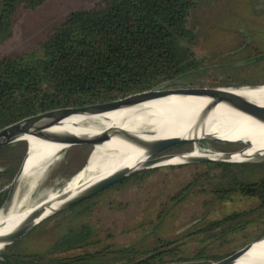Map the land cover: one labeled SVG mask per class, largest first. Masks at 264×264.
Instances as JSON below:
<instances>
[{
    "label": "trees",
    "instance_id": "1",
    "mask_svg": "<svg viewBox=\"0 0 264 264\" xmlns=\"http://www.w3.org/2000/svg\"><path fill=\"white\" fill-rule=\"evenodd\" d=\"M49 1L0 0V45L11 36L13 27L26 13ZM193 7V0H99L90 8L69 12L31 48L0 56V129L39 113L104 103L175 80L204 75L202 71L197 73L205 66L204 61L199 60L189 47L194 39L189 28ZM224 64L218 68L220 82L212 85H252L238 81L236 70ZM27 141L29 148L22 151L23 156H26L27 150L30 156L38 144L32 138ZM21 157V151L14 147L0 151V206L14 173V165ZM199 166L206 167L192 176L181 193L199 188L198 193L208 194L218 202L230 201L237 196L255 200L256 205L246 212H232L219 220L204 222L203 226L177 241L217 231L208 238L224 242L225 234L243 233L255 223L258 230L264 231V178L244 182L238 177L239 173H243L238 166L264 169V163ZM150 173L132 176L133 183L141 182ZM131 178L111 188H120ZM31 186L32 181L24 185L21 193ZM212 203L205 201L204 205ZM79 205L49 219L26 236L44 229L48 223H53L55 228L60 227L66 221L62 216ZM256 212L258 217H244ZM74 219L76 217H69L74 226L64 234L63 230L57 231L53 244L44 247L46 251L29 254L19 250L18 242L24 236L0 253L1 263L82 264L79 256L65 258L63 254L58 255L87 245L88 241L92 244L94 238L89 239L83 233L89 227L76 224ZM224 226L225 229H221ZM112 237L107 236L109 239ZM177 241L165 242L163 247ZM103 247L99 253H90L86 264H114L109 258L97 257L105 254L109 247L116 246L108 244ZM55 254L58 256L52 257ZM115 254V264H189L204 259L207 262L217 261L230 253L207 257L201 249L192 257H187L178 245L171 249L157 251L153 248L145 252H138L130 246L116 250ZM144 255H147L146 258H143Z\"/></svg>",
    "mask_w": 264,
    "mask_h": 264
},
{
    "label": "rangeland",
    "instance_id": "2",
    "mask_svg": "<svg viewBox=\"0 0 264 264\" xmlns=\"http://www.w3.org/2000/svg\"><path fill=\"white\" fill-rule=\"evenodd\" d=\"M97 1L99 0H50L42 7L26 13L13 27L11 36L0 45V56L10 53H21L31 48L46 35L53 24L61 21L69 12L90 8ZM259 1L193 0L194 7L191 10L189 28L193 31L194 39L190 42L189 47L199 60L202 59L204 61L205 66L197 72L199 74L202 71L204 75L200 76L197 74L198 77L176 80L175 85L178 87H209L215 82H220L219 65L232 61L236 62L234 69L236 70L235 75L238 81H245V83L252 85L264 84V60L259 61L255 65H250L253 66L252 69L247 70H245L243 65L237 63L242 53L244 56L247 54L249 56H258L261 54V57H264V14L254 13L253 7ZM250 23H252L250 27L255 30L248 32L253 33L251 36L254 41H251V44H247L242 38L249 36L246 31L248 29L244 28H250L248 27ZM233 51L236 54L230 55V52ZM212 86L222 87L223 85ZM262 146H264V143L257 144L253 150H259ZM178 147L190 148L193 151L197 149V144L191 141L189 146ZM94 148L95 145H92L89 151H95L97 155L99 150H96V148L94 150ZM182 148L180 149L182 150ZM71 149L78 151L64 152L53 162L56 151L38 168L34 174L35 177L31 180L32 185L45 176L35 187L28 201L20 208L34 205L48 194L55 193L82 167L84 159L82 150L85 147H74ZM198 149L204 152H220L227 151L230 148L214 143H203L198 146ZM20 151L23 156L22 150ZM21 158L14 165V173ZM51 162H53L52 165ZM254 163H264V157ZM86 164L87 161L84 167ZM203 167L206 166L189 165L148 171L151 172L150 175L145 176L138 183H133L135 181L130 177L131 180L126 185L120 188L110 187L111 189L108 188L98 193V195L96 194L95 197L93 196L94 198L85 205L83 214L78 215L74 222L82 225L87 219L90 220L96 231V234L93 235L94 247L111 244L115 245L116 249L131 246L138 252H145L153 248L161 251L162 249H171L174 247L173 245H176L174 243L163 247L165 242L177 241L190 231L203 226L204 222L219 220L232 212H246L256 205L255 200L238 198L237 196H234L226 204L218 202V200H214L208 194L198 193L199 188L181 193L191 181L192 176L204 170ZM238 167L243 171L242 174H238V177L244 182L256 181L261 177L264 178V169L247 166ZM1 168L2 165H0V171L2 170ZM7 187L8 185L5 188V192ZM205 201L213 203L207 206L204 205ZM118 205L123 207H118ZM205 211H208L209 216L201 217ZM258 214V212L246 214L244 217L255 218L259 216ZM68 220L66 219L57 228L54 227L53 223H48L44 229H39L33 235L26 236L20 242L17 241L19 243L17 247L20 248L19 250L29 254L39 253L42 250L46 251L44 247L53 244L57 231L61 230L62 232L63 230L62 234H64V231L67 232L74 226L73 222ZM41 225L43 223L32 231ZM225 227L221 229H225ZM215 233L217 234L218 232L213 231L202 236H194L188 238L190 239L189 241L181 242L179 245H181V251L184 256L192 257L201 249L204 250V254L207 257L231 254L259 238L264 234V231L258 230V226L255 223L243 233L225 234L224 242L208 238V236H212ZM109 234L113 235L110 239L107 238ZM196 240L200 242H196ZM58 255L63 257L66 252L58 253ZM58 255L55 254L52 257H57ZM207 261V259H204L188 263L210 264L214 262ZM42 264L49 263L43 262Z\"/></svg>",
    "mask_w": 264,
    "mask_h": 264
},
{
    "label": "bare ground",
    "instance_id": "3",
    "mask_svg": "<svg viewBox=\"0 0 264 264\" xmlns=\"http://www.w3.org/2000/svg\"><path fill=\"white\" fill-rule=\"evenodd\" d=\"M228 93L229 96L241 99L246 108L236 111L224 104H218L208 110L202 124L198 127L199 115L207 109L210 100L195 97H171L141 103L113 113L68 118L61 123L65 125L64 128L59 125L49 130L60 134L66 133L63 136L64 140L60 143L45 142L29 136L24 137L26 140L35 139L38 144L30 156L27 150L20 165L22 172L17 180L16 192L8 215L0 214V235L11 232L29 215L31 211L16 212L28 201L31 193L45 175L21 193L24 185L35 177L34 174L38 168L56 151L53 162L58 159L62 151L74 147H85L79 143L77 138L86 141L94 138L90 149L92 145H95L96 150L99 151L97 155L95 151H90L83 171L65 190L69 195L94 181L109 176L118 169L138 167L144 162L152 145L158 141L171 139V141H176L174 146H189L191 141L197 143L204 135L215 134L230 141L240 139L252 142L251 149L242 156H233V159L248 158L258 151H264V146L259 150H253L255 145L264 143V125L254 118L264 115V87L229 89ZM67 140H72V142H66ZM197 154V152L193 153V155ZM177 161L181 160L174 158L167 163H177ZM85 180L86 182L78 185ZM53 199L51 204L48 203L51 206L50 209L59 204L57 198ZM50 209H47L42 216ZM235 264H264V241L255 244Z\"/></svg>",
    "mask_w": 264,
    "mask_h": 264
},
{
    "label": "water",
    "instance_id": "4",
    "mask_svg": "<svg viewBox=\"0 0 264 264\" xmlns=\"http://www.w3.org/2000/svg\"><path fill=\"white\" fill-rule=\"evenodd\" d=\"M238 64L243 65L244 63ZM175 82L176 80L172 83L162 84L152 89H148L141 92H135L104 103L56 109L21 119L0 129V151L7 147H14L22 151L28 149L29 142L24 139V137L26 136L33 137L35 139L42 140L45 142L60 143L64 140L65 137L63 136L66 133H52L49 130L59 125V127L64 128L65 125H61V123L64 120L73 116L86 117L103 115L107 113L121 111L124 109H129L141 103L164 100L171 97H195L206 98L210 100L207 109L203 110L202 113L199 115L200 122L197 121V123L199 122L197 124L198 127L202 124V120L208 110L212 109L218 104H224L236 111H241L246 108L244 102L241 99L229 96V89H254L264 87V84L222 87H173V85H175ZM254 118L257 120V122L264 125V115H260ZM77 139L79 143L82 144V146H85V149L82 150L84 153L82 167H80L79 170L75 172V174L58 191H56L55 193L48 194L45 198L36 202L34 205H31L26 208H20L16 212L22 213L24 211H31L29 215L21 223H19V225H17L15 229H13L9 233L0 235V253L15 244L17 241H19L21 238L31 232L35 227L39 226L45 221L53 218L56 215H59L60 213H63L71 207L90 199L96 194L136 174L163 168L182 167L189 165L209 164L219 166L248 164L254 163L256 160H259L260 158L264 157V151H258L248 158L241 157V159H233V156H242L247 150L251 149L252 142L240 139L230 141L225 139L224 137H220L215 134L208 136L204 135L201 139H199L196 143L197 149L195 151L190 150V148L174 146L176 141H171V139H168L158 141L156 142V144H153L147 156L145 157L144 162L140 163L138 167L133 169H118L116 170V172H113L109 176L94 181L86 185L81 190H78L77 192L69 195L68 193H66L67 191L65 190L71 184V182L81 173V171H83L84 165L90 153V146L91 144H93L94 140V138L89 139L88 141H86L85 139ZM66 142L71 143L72 140H67ZM203 143H214L224 145L226 147H229L230 149L227 151L224 150L220 152H204L198 149V146ZM180 148H182V150ZM67 151L78 150L68 149L62 151L61 154ZM194 152H197L198 154L193 155ZM24 157L25 156H22L20 163ZM174 158H178L181 161H177V163H167V161L172 160ZM19 165L8 184L3 202L0 206V214L2 216L8 215V210L12 204L16 192L17 180L22 172ZM84 182H86V180L81 181L78 185ZM53 198H57L59 204L56 205L54 208L50 209L51 201H54ZM47 209L50 210H48L45 215L42 216ZM263 241L264 234H262L256 240L246 244L240 249L225 256L224 258L211 262L210 264H235L240 258L246 255L255 244Z\"/></svg>",
    "mask_w": 264,
    "mask_h": 264
},
{
    "label": "flooded vegetation",
    "instance_id": "5",
    "mask_svg": "<svg viewBox=\"0 0 264 264\" xmlns=\"http://www.w3.org/2000/svg\"><path fill=\"white\" fill-rule=\"evenodd\" d=\"M251 30H255V29H248L246 31L248 32V31H251ZM254 32H257V31H254ZM248 33H249V36L247 35L246 38H242V40H244V42H247V44H251L250 42L251 41L252 42L254 41L253 40V37L251 36L253 33H251V32H248ZM230 53H231L230 55L236 54L234 51L233 52H230ZM242 55L241 56L239 55L240 58H238V62L237 63H244L243 66L245 67V70L252 69L253 66H250V65H252V64L255 65L259 61L264 60V57H261V55L252 56V57L249 56L248 54L246 56H244V54L242 53ZM234 64H236V62H233L232 61L231 63H225L224 66H228V67H231V68L234 69ZM188 87H190V86H188ZM94 197H92V198H90L88 200H85V201L81 202L78 208H76L75 210H72V211H70L68 213H65L62 217H65L66 219H69V217H77L78 215H82L83 212H84L83 210H84L85 205H87V202L90 201L91 199H93ZM227 202L228 201H224L225 204ZM208 216H209L208 215V211H205L201 217H208ZM82 226H86V227L88 226L89 227V230L87 229V231L85 230L83 232L85 235H88L89 236V239L92 238L94 234H96V231L94 229V226L91 224L90 220L87 219V221L85 223H83ZM109 235H111V234H109ZM189 240L190 239H188V238H184V239H182L180 241L175 242L176 245H173V246L174 247L175 246H178L181 242H186V241H189ZM94 243L95 242H94V239H93L92 244H90V241H88L87 242V245H81L77 249L68 250V251H66V255H64V257L65 258H70V257H74V256H79V257L82 258V262L81 263L82 264H86V259H88V257H89L88 255L90 253H96V252L99 253L101 250L104 249L103 246L102 247H94L93 246ZM128 247L129 246L123 247V248H117V249H116V247H113V248L112 247H109L108 250H106L105 254H103L101 256L99 255L97 258H100V257L109 258L115 264V259L117 258V255L115 254V251L118 250V249H124V248H128ZM157 251H160V250H157ZM67 255H70V256H67ZM146 256L147 255H145L143 258H146ZM121 258L122 257H120V260H121ZM0 264H4V263H1L0 262ZM10 264H12V263H10Z\"/></svg>",
    "mask_w": 264,
    "mask_h": 264
},
{
    "label": "crops",
    "instance_id": "6",
    "mask_svg": "<svg viewBox=\"0 0 264 264\" xmlns=\"http://www.w3.org/2000/svg\"><path fill=\"white\" fill-rule=\"evenodd\" d=\"M254 13L256 14H264V0H260L258 3H256L254 6ZM252 23L248 24V27H250ZM244 27V26H242ZM253 27L250 28H244V29H252Z\"/></svg>",
    "mask_w": 264,
    "mask_h": 264
}]
</instances>
